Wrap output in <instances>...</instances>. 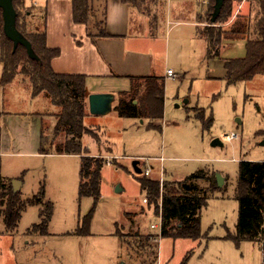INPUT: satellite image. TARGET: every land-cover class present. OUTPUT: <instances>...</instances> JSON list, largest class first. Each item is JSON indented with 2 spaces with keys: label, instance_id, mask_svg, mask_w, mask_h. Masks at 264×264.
Returning <instances> with one entry per match:
<instances>
[{
  "label": "rangeland",
  "instance_id": "374dc122",
  "mask_svg": "<svg viewBox=\"0 0 264 264\" xmlns=\"http://www.w3.org/2000/svg\"><path fill=\"white\" fill-rule=\"evenodd\" d=\"M105 1L94 0L95 17H91L89 27L93 34L102 26ZM210 1L170 0L161 17L169 15L175 20L182 14L183 19L197 22L203 14L208 19ZM35 3L37 9L47 10L44 0ZM131 3L152 22L156 20L160 9L157 0H131ZM31 5V0H19L20 23L27 27L40 11L32 10ZM249 8V1L234 3L232 17L223 27L229 28L237 14H247ZM191 29H182V47L178 45L182 48V69L171 65L182 79L167 80V105L161 128L151 126V120L146 118H120L114 110L92 117L112 143V157L120 161L102 168L100 198L89 226L84 225L85 216L95 208V200L79 195L80 157L0 155V175L22 180L23 200L32 198L44 185V201L53 204L47 235L29 233L40 223L42 206H29L11 235L6 233L0 219V264H263L264 252L259 244L248 241L238 244L229 236L235 234L238 221L236 191L240 163L264 162V76L227 85L223 60L246 56L247 41L228 40L221 58L210 61L206 58L204 40L195 32L196 27ZM175 36H171L173 56L179 52L173 42ZM2 73L0 48V112H34L40 108L31 99L30 84L21 75L13 81L18 83L17 88H9L1 85ZM120 87L123 89L124 85ZM211 118L213 124L206 129L204 123ZM92 127H88L91 132L82 143L95 153L98 148L91 139L100 142L102 134L99 136V129ZM233 133L237 139L227 142V136ZM215 139L222 145L213 146ZM157 158H163V164ZM135 160L142 164L140 175L134 172ZM145 169L151 170L153 179L162 177L172 182L207 169L226 177L228 181L200 212L198 239L157 237L152 246H139L135 233L146 237L157 235L158 230H152L151 225L160 222L157 207L143 202L145 192L139 178L146 177ZM129 214L133 215L131 221ZM141 241L144 244L145 238Z\"/></svg>",
  "mask_w": 264,
  "mask_h": 264
},
{
  "label": "trees",
  "instance_id": "16d2710c",
  "mask_svg": "<svg viewBox=\"0 0 264 264\" xmlns=\"http://www.w3.org/2000/svg\"><path fill=\"white\" fill-rule=\"evenodd\" d=\"M241 1L243 0H226L215 23L211 22L215 0L210 1L208 19L206 18L208 25L201 32L207 43L206 58L208 60L219 58L220 51L228 40L247 41L246 56L225 60L224 80L227 85L249 82L258 75L264 76V0H246L250 4L248 13H238L229 28L223 27L232 17L234 3ZM21 2V6L24 7V1ZM125 2H131V0H125ZM14 6L18 13L17 29L30 41L38 60L31 59L23 46L14 50L13 43L4 34L0 10V48L3 64L1 85L8 87L18 75H21L30 84L34 98L42 95L59 109L55 115L57 124L52 134H42L40 154L81 156L79 195L82 198L95 200V208L85 216L84 225L89 226L100 198L104 160L91 157L88 148H85L82 143V137L91 132L84 125V119L89 115L87 77L58 74L54 71L52 61L61 55V51L47 46V10L41 11L31 5L29 8L40 11H38V18L30 27H27V24L20 23L19 0H14ZM95 9L94 0H72V14L76 24L89 27L91 17H95ZM106 11L105 2L102 10L103 19L100 21L102 26L99 25L97 34L91 33L88 29L89 37H110L106 30ZM41 26H43L42 29H40ZM150 79L146 78L144 81L149 82ZM132 80L136 81L132 91L120 93L119 102L114 110L120 118H146L151 120V126L158 127L153 122L162 119L163 109L156 111L157 115H154L152 109L154 105L149 102L158 101L162 107L163 84H157L154 90L153 86L148 87L146 83L144 90L141 91L139 81L143 79L140 77L132 78ZM138 95H140V105L134 106L132 102ZM202 119L204 120V116ZM212 124L211 118L204 123V126L209 129ZM139 182L149 205L156 206L162 218L159 234H149L146 237L139 232L135 233L139 246H152L156 243L157 237L198 239L201 236L200 212L208 206L210 197L219 190L214 173L200 170L183 181L160 183L151 177H142L139 178ZM45 193V186L42 185L36 195L23 200L21 191L14 192L11 181L5 182L0 177V219L4 223L7 234L11 235L18 229L22 215L29 206H42L39 214L40 223L34 225L29 233L48 234L53 216V204L44 201ZM236 198L239 203L238 221L235 234H231L229 238L238 244L243 241L259 243L264 239V162L242 161L240 163ZM127 217L131 221L133 215L129 214ZM142 238H145L144 244L141 241Z\"/></svg>",
  "mask_w": 264,
  "mask_h": 264
},
{
  "label": "crops",
  "instance_id": "0c3cea01",
  "mask_svg": "<svg viewBox=\"0 0 264 264\" xmlns=\"http://www.w3.org/2000/svg\"><path fill=\"white\" fill-rule=\"evenodd\" d=\"M44 1L47 5L48 14L47 46L61 51V55L52 61V67L58 74L84 75L87 77V109L89 115L84 119V125L87 128L89 126H93L92 128L96 127L100 131L99 136L102 134V137H99L100 142L91 139L98 150L95 153H91L89 149L88 151L91 157H100L104 160V165H107L105 164L106 158L115 159L112 157L114 150L112 143L104 136V132L101 131L99 125L95 124V120L92 119V117L97 116L90 114L89 95L96 93L112 95V111L119 102L120 93L132 91L134 83H136L132 78L139 79L141 77L143 79V81H139L141 83V91L144 90L146 83H148V87L149 85L153 86L154 90H156L155 86L157 84H163L164 103L162 107L158 101L156 103L153 100L149 102L154 105L152 108L154 115L156 111L159 112L161 108L163 109L162 119L153 122L155 126L161 128L163 126L165 103L167 105V80L171 78L174 79L173 81L182 79V76H178L171 67V65H176L179 70L182 69V48L178 47V45L182 47V29L187 28L192 30L191 28L196 27L195 32L197 31V34L205 42L207 55V43L201 35L203 29L208 25L207 20L203 14L199 16L197 22L183 19L182 14L175 20L171 19L169 15L166 18L161 17L170 0H157V3L160 4L158 6L160 9L156 20L152 22L150 17L140 13L131 2H125V0H106V30L110 37L92 38L88 36V29L91 23L87 27L86 25L74 22L72 0ZM203 1L205 2V0ZM31 4L37 7L35 0H31ZM173 34H176L173 42L179 48V52H176L174 56L170 50L171 36ZM173 59H175L174 62L172 61ZM223 62L225 64L224 60ZM168 70H173L175 77L169 78L167 76ZM146 78L151 79L149 82H146L144 81ZM121 85H124L123 89L120 87ZM16 86H18V83L12 82L9 88ZM140 95H138V99L133 100L132 104L134 106L140 105ZM32 98H34L33 94ZM34 99L40 105V108L34 110V112H0V155L10 153L38 155L40 154L42 134L51 135L54 131L57 124L55 115L59 109L42 95ZM114 112L116 111L114 110ZM86 135L88 136V134H85L82 140ZM75 156L81 158L80 155ZM157 160L163 164V158H157ZM118 161H120L118 158L115 159L112 165ZM141 165L140 162V167H142ZM209 170L207 169L206 171L209 172ZM211 173L215 174L217 184L216 174L220 173L214 171H211ZM222 176L225 180V185L228 180L224 175ZM149 177H151V173ZM1 179L5 182L11 181V183L13 180L22 181L20 178L11 180L2 176ZM155 180L165 181L162 177ZM22 187L23 183L19 190L21 193ZM160 231L158 230V234ZM255 244H259L261 247L260 242Z\"/></svg>",
  "mask_w": 264,
  "mask_h": 264
},
{
  "label": "water",
  "instance_id": "95a60500",
  "mask_svg": "<svg viewBox=\"0 0 264 264\" xmlns=\"http://www.w3.org/2000/svg\"><path fill=\"white\" fill-rule=\"evenodd\" d=\"M226 0H215L214 11L211 17V22L215 23L221 14V10ZM0 10L2 11L3 18V31L5 36L13 43L14 50L19 46H23L28 56L31 59L38 60V56L34 53L30 41L17 29L18 13L14 6V0H0ZM113 97L110 94L96 93L89 95V111L91 115L103 116L111 111ZM187 102V101H186ZM213 146L222 145L219 139L212 142ZM133 169L136 174H141L140 161L135 160ZM217 185L221 188L224 185V178L221 174H216ZM14 192H18L22 186V182L18 180L12 181ZM121 189L117 188V192Z\"/></svg>",
  "mask_w": 264,
  "mask_h": 264
},
{
  "label": "built area",
  "instance_id": "2783aa9c",
  "mask_svg": "<svg viewBox=\"0 0 264 264\" xmlns=\"http://www.w3.org/2000/svg\"><path fill=\"white\" fill-rule=\"evenodd\" d=\"M167 76H168L169 78H171V77H175V73H174V71H173V70H168V72H167ZM237 137H238V136H237L236 134L233 133V134L227 136V141H228V142H233L234 140L237 139ZM115 159H117V158H115ZM115 159H112V158H106V159H105V164H107L108 166H111L112 163H113V161H114ZM144 173H145V176L149 177L151 171H150V169H146ZM161 181H162V180H161ZM161 183H162V182H161ZM143 202H144L145 204H148L147 196H145V197L143 198ZM160 205H161V204H160ZM161 226H162V218H161V213H160V222H159L158 224H153V225L151 226V228H152V229H155V230H161ZM260 245H261L262 250H263V252H264V239H263L262 241H260Z\"/></svg>",
  "mask_w": 264,
  "mask_h": 264
}]
</instances>
